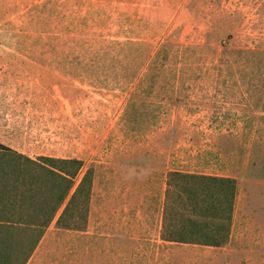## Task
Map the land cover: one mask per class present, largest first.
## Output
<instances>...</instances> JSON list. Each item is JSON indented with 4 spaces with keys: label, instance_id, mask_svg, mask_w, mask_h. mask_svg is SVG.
Instances as JSON below:
<instances>
[{
    "label": "rangeland",
    "instance_id": "obj_1",
    "mask_svg": "<svg viewBox=\"0 0 264 264\" xmlns=\"http://www.w3.org/2000/svg\"><path fill=\"white\" fill-rule=\"evenodd\" d=\"M0 138L93 167L28 264H264V0H0ZM170 170L235 179L226 244L160 239Z\"/></svg>",
    "mask_w": 264,
    "mask_h": 264
},
{
    "label": "trees",
    "instance_id": "obj_2",
    "mask_svg": "<svg viewBox=\"0 0 264 264\" xmlns=\"http://www.w3.org/2000/svg\"><path fill=\"white\" fill-rule=\"evenodd\" d=\"M92 182L93 167L84 168L81 159H30L0 143V264H24L52 222L57 228L83 230ZM235 189L229 176L168 171L160 239L223 246Z\"/></svg>",
    "mask_w": 264,
    "mask_h": 264
},
{
    "label": "crops",
    "instance_id": "obj_3",
    "mask_svg": "<svg viewBox=\"0 0 264 264\" xmlns=\"http://www.w3.org/2000/svg\"><path fill=\"white\" fill-rule=\"evenodd\" d=\"M0 143L3 144V145L8 146L9 148H11L12 150H14V151H16V152L24 153L21 149H18V148H16V147H13V146L7 144L2 138H0ZM36 246H37V245H36ZM33 251H34V249H33L32 252L30 253V256L28 257V259L25 261L24 264H28V262H29L30 259H31V256L33 255Z\"/></svg>",
    "mask_w": 264,
    "mask_h": 264
}]
</instances>
